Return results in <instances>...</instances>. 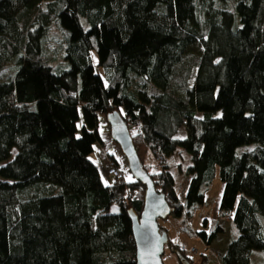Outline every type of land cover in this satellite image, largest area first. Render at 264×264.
<instances>
[{
    "label": "trees",
    "instance_id": "obj_1",
    "mask_svg": "<svg viewBox=\"0 0 264 264\" xmlns=\"http://www.w3.org/2000/svg\"><path fill=\"white\" fill-rule=\"evenodd\" d=\"M115 111L180 228L194 233L220 179L217 226L196 234L207 250L229 221L219 264H251L264 251V0H0V264H137L131 212L147 187L91 160L98 115ZM183 152L191 163L172 164ZM175 165L190 177L182 202Z\"/></svg>",
    "mask_w": 264,
    "mask_h": 264
},
{
    "label": "rangeland",
    "instance_id": "obj_2",
    "mask_svg": "<svg viewBox=\"0 0 264 264\" xmlns=\"http://www.w3.org/2000/svg\"><path fill=\"white\" fill-rule=\"evenodd\" d=\"M57 36L62 37L63 35L61 32L55 30L54 31ZM62 39V38H61ZM59 43L58 41L53 38L51 43L48 45V52L50 54L53 53V56L57 58V63L62 64V50L58 48ZM55 49H58L57 54L54 53ZM93 63L96 68V71L98 74L102 76L105 83L108 84V79L106 75V71L103 69V67H100L98 65V59L96 52H93L92 54ZM84 125V115L83 110H80V118L77 122V128L78 132L77 135L80 136L82 134V128ZM98 129L101 134V141L96 143L95 145V152L91 155V160L99 165H102L104 161L108 159V154L114 156L116 160L121 165V168L125 174V177L127 179H130L133 174L130 169V166L128 164V160L126 156L124 155L120 145L113 139L112 133H111V126L109 124L108 116L104 114L98 115ZM186 132L183 130L180 134V137H185ZM255 148V145L250 146H243L239 149V152L244 151H250ZM17 153V150L14 149L12 151L13 156ZM183 159L180 158V155H177L176 159L172 164H177V162H182L184 166H188L191 163L190 156L186 152H183L182 154ZM148 161L146 163L150 164L151 166L158 165L159 163L155 161L154 156L150 155L147 159ZM183 160V161H182ZM6 162L1 163L0 167L5 165ZM159 166V165H158ZM156 167V166H155ZM179 169L176 167V165L173 167V172L176 175V188L179 193V197L181 202L184 199V184L186 185L187 177H184L179 172ZM220 179L216 178L211 187L206 190V201L205 205L202 207H198L196 211H194V215L189 221V226L193 230V234L191 232H188L187 230H184L180 228V224L178 221L173 217L169 216L165 220H159V224L161 227H163V230H167V234L169 237V241L173 245H181L185 246L188 251H186L189 255L193 256L196 259V264H219V256L220 253H222L224 246L226 245L228 238H236L238 236L237 229L231 225V223H222L223 224V232L219 234L218 238L214 241V244L212 247L206 250L203 240L198 237L196 234L197 231L201 230H207L211 231L216 228L217 224L215 222L216 219V211H217V193L220 188ZM113 210H116V206L113 207ZM205 220L208 221V225L205 226L204 222ZM162 231V230H161ZM165 231V230H164ZM195 250V252L190 253V250ZM211 253V256L209 259L202 261L201 257L202 254L205 252ZM163 262L164 264H186V261H180L178 255L174 253L169 245H166L165 247V253L163 256ZM251 264H264V251H254L253 259Z\"/></svg>",
    "mask_w": 264,
    "mask_h": 264
},
{
    "label": "water",
    "instance_id": "obj_3",
    "mask_svg": "<svg viewBox=\"0 0 264 264\" xmlns=\"http://www.w3.org/2000/svg\"><path fill=\"white\" fill-rule=\"evenodd\" d=\"M113 139L120 145L133 176L147 187L144 209L140 216L131 212L137 264H164L163 256L168 234L161 231L159 220L172 214L164 194L160 193L143 167L134 145L129 126L117 111L108 115Z\"/></svg>",
    "mask_w": 264,
    "mask_h": 264
},
{
    "label": "built area",
    "instance_id": "obj_4",
    "mask_svg": "<svg viewBox=\"0 0 264 264\" xmlns=\"http://www.w3.org/2000/svg\"><path fill=\"white\" fill-rule=\"evenodd\" d=\"M163 160L162 156H157L156 161L160 163ZM102 173L107 179L122 178L125 176L121 165L115 159L108 158L102 165H100ZM184 251H188L185 246H181ZM195 252V250H190V253Z\"/></svg>",
    "mask_w": 264,
    "mask_h": 264
},
{
    "label": "crops",
    "instance_id": "obj_5",
    "mask_svg": "<svg viewBox=\"0 0 264 264\" xmlns=\"http://www.w3.org/2000/svg\"><path fill=\"white\" fill-rule=\"evenodd\" d=\"M189 182H190V177H187V182H186V185L184 184V198H185V194H186V190H187V187H188V185H189ZM223 190H224V184L221 182L220 183V188H219V191H218V193H217V211H216V219L215 220H217V214H218V209H219V204H220V200H221V196H222V193H223ZM230 223L229 221H225V220H220L219 221V226L222 228V230H223V224L222 223ZM207 225H208V222H207ZM230 237L228 238V241H227V243H226V245L224 246V248H223V251H222V253H224L225 252V250H226V248H227V245H228V243H229V241H230ZM213 244H214V242H213ZM212 244V245H213ZM204 245H205V243H204ZM212 245L210 246V247H212ZM205 254L207 255L204 259L205 260H207V259H209L210 258V256H211V253H209V252H205ZM254 254V253H253ZM253 254H252V259H253Z\"/></svg>",
    "mask_w": 264,
    "mask_h": 264
}]
</instances>
